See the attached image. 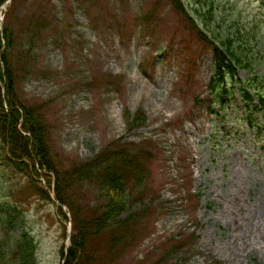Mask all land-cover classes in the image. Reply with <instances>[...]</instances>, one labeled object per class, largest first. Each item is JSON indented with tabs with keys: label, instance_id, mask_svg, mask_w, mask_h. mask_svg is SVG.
Here are the masks:
<instances>
[{
	"label": "rangeland",
	"instance_id": "1",
	"mask_svg": "<svg viewBox=\"0 0 264 264\" xmlns=\"http://www.w3.org/2000/svg\"><path fill=\"white\" fill-rule=\"evenodd\" d=\"M185 1L215 34L256 27L252 58L264 56V0H213L214 21L203 0ZM12 5L0 16L17 35L16 90L48 124L61 169L92 162L103 150L151 154L147 195L131 196V212L144 211L146 228L117 257L108 231L87 237L88 263L264 264V59L256 58L257 77L241 69L239 78L251 82L229 79L218 99L209 87L212 49L168 0ZM39 20L47 21L41 34L27 30ZM124 108L140 110L145 121L129 127ZM38 187L50 191L43 177L0 164V216L12 217L5 227L0 219V240L12 247L26 230L37 244L36 264H63L71 224L100 214L104 193L79 182L76 203L62 208Z\"/></svg>",
	"mask_w": 264,
	"mask_h": 264
},
{
	"label": "trees",
	"instance_id": "2",
	"mask_svg": "<svg viewBox=\"0 0 264 264\" xmlns=\"http://www.w3.org/2000/svg\"><path fill=\"white\" fill-rule=\"evenodd\" d=\"M6 1L0 0V8ZM14 1L16 2V0L11 2L13 7ZM168 1L190 23L198 37L212 49L215 71L209 87L212 91L219 93L218 99L227 95L229 79L245 85L251 82L252 77L244 80L239 78L238 74L241 69H247L253 75L258 74L254 69L257 63L256 58L264 59L263 55L252 58L254 47H258L256 27H252L247 32H244L243 27H235L230 34H215L214 30L206 26L207 24L198 22L185 0ZM200 6L208 13L206 18L208 21L216 19L214 16L216 6L213 0L200 1ZM217 8L220 10V12L217 10V14H222L221 7L217 6ZM12 10L14 9L9 6V13ZM46 22L36 21L33 23L34 26H29L27 30L36 32V35L41 34V26L47 25ZM243 37L248 39L243 41ZM16 42L17 35L14 29L10 28L5 21L3 35L0 36V164L12 171L36 178L43 177L48 187L53 190L55 199L70 207L77 201L73 190L76 184L89 181L99 186L104 193L106 203L99 208L100 214L98 213L87 222L75 218V232L72 235L69 251L66 255L63 249L61 251L65 259L63 264H89L85 257L87 237L106 231L109 233L108 250L117 257L135 242L147 226V223L143 225L140 223L141 215H146L143 210L131 212L135 204L131 196L138 199L139 196L147 195L146 181L151 175L149 162L151 154L149 152H143V155L132 154L130 149L125 148L111 150L110 153L104 154L103 150L91 159L92 162L73 165L67 170L61 169L60 161L51 152L48 124L39 116L35 107H29L22 101L16 90L17 75L13 60ZM18 59L21 60L20 57ZM84 85L88 87L94 84ZM246 94V97L250 98L249 94ZM138 111L132 115L127 108H124V118L129 127L133 128L135 121H138V125L145 121L144 114L138 115ZM135 189L137 196L133 194ZM36 190L46 199L51 200L47 190L42 187ZM124 213H127V216H124ZM0 219L5 221V227L11 222L12 217L0 216ZM106 226L109 229H105ZM36 262L37 244L28 231L24 230L18 241L9 248L5 240H0V264H36Z\"/></svg>",
	"mask_w": 264,
	"mask_h": 264
},
{
	"label": "water",
	"instance_id": "3",
	"mask_svg": "<svg viewBox=\"0 0 264 264\" xmlns=\"http://www.w3.org/2000/svg\"><path fill=\"white\" fill-rule=\"evenodd\" d=\"M4 8H5V9L7 8V3L4 5ZM1 24H2V26H3V24H4V19L1 20Z\"/></svg>",
	"mask_w": 264,
	"mask_h": 264
}]
</instances>
